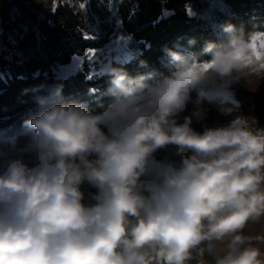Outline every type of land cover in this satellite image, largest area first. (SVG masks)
Segmentation results:
<instances>
[{
  "label": "clouds",
  "instance_id": "clouds-1",
  "mask_svg": "<svg viewBox=\"0 0 264 264\" xmlns=\"http://www.w3.org/2000/svg\"><path fill=\"white\" fill-rule=\"evenodd\" d=\"M223 31L206 59L167 49L166 74L109 66L100 112L41 101L27 154L0 153V264H264V126L217 104L230 119L197 131L203 101L180 119L213 77L264 81V21ZM170 146L178 159H154Z\"/></svg>",
  "mask_w": 264,
  "mask_h": 264
},
{
  "label": "trees",
  "instance_id": "trees-1",
  "mask_svg": "<svg viewBox=\"0 0 264 264\" xmlns=\"http://www.w3.org/2000/svg\"><path fill=\"white\" fill-rule=\"evenodd\" d=\"M121 4L124 32L140 42V53L122 67L129 75L169 72L167 49L183 50L190 55L207 57L203 48L208 41L226 39V24L237 30L251 31L264 21V0H136ZM195 4V14L187 5ZM164 11L169 14L164 15ZM17 43L11 45L9 56L0 53V150L3 154L26 155L30 132L24 121L40 107L41 101L61 99L84 102L93 112L102 111L111 100L106 73L87 78L78 71L68 78H57L51 71L55 64H68L73 55H81L94 47L85 37L83 15L69 4L59 3L44 16L31 14ZM194 40V44H189ZM143 62V63H142ZM59 90V96L56 92ZM232 96L241 112L254 116L264 126V95L237 89ZM168 154H159L156 160ZM174 159L173 157H170ZM84 186L89 191L87 184Z\"/></svg>",
  "mask_w": 264,
  "mask_h": 264
},
{
  "label": "rangeland",
  "instance_id": "rangeland-1",
  "mask_svg": "<svg viewBox=\"0 0 264 264\" xmlns=\"http://www.w3.org/2000/svg\"><path fill=\"white\" fill-rule=\"evenodd\" d=\"M51 0H0V53L5 57L9 56L11 45L18 41L22 31L27 29L26 21L31 14L44 16L50 10ZM127 0H70L68 3L75 11L83 15L85 22V37L92 42L94 47L87 48L81 55H73L68 64H55L50 69L52 73L60 79H65L78 71L85 73L87 78H95L106 73L107 68L114 63H124L131 60L140 53V42L135 41L127 35L122 28L121 4ZM210 1V0H209ZM133 5H137V2ZM195 4L187 5V12L190 15L195 14ZM169 14L164 11V15ZM183 54L187 52L180 50ZM167 65L170 70V58L167 57ZM219 77H213L208 86H201L193 89L190 93L191 101L187 105L183 116L189 115L193 104L203 101V106L208 110L206 120L198 123L193 121V127L197 131H202V124L212 126L224 123L230 117H224L217 111V104L238 105L234 100L233 91L243 88L252 92L264 95V81L258 86L249 88L243 82L233 84L229 89L220 86ZM212 100L213 103L208 101ZM29 149H26V154ZM0 153H3L0 150ZM159 154H168L172 156L171 146L168 149H162L154 155L156 159ZM82 189L87 194L89 190L82 185ZM256 226V225H255Z\"/></svg>",
  "mask_w": 264,
  "mask_h": 264
},
{
  "label": "crops",
  "instance_id": "crops-1",
  "mask_svg": "<svg viewBox=\"0 0 264 264\" xmlns=\"http://www.w3.org/2000/svg\"><path fill=\"white\" fill-rule=\"evenodd\" d=\"M70 0H51L50 1V10H53L59 3H63V2H69ZM262 224H264V222H262ZM246 233L248 234H257L261 231V224H256L255 225H249L248 228L245 230Z\"/></svg>",
  "mask_w": 264,
  "mask_h": 264
},
{
  "label": "built area",
  "instance_id": "built-area-1",
  "mask_svg": "<svg viewBox=\"0 0 264 264\" xmlns=\"http://www.w3.org/2000/svg\"><path fill=\"white\" fill-rule=\"evenodd\" d=\"M127 1H134V2H136V0H127Z\"/></svg>",
  "mask_w": 264,
  "mask_h": 264
},
{
  "label": "snow or ice",
  "instance_id": "snow-or-ice-1",
  "mask_svg": "<svg viewBox=\"0 0 264 264\" xmlns=\"http://www.w3.org/2000/svg\"><path fill=\"white\" fill-rule=\"evenodd\" d=\"M205 67L207 68V67H210V65H205Z\"/></svg>",
  "mask_w": 264,
  "mask_h": 264
}]
</instances>
